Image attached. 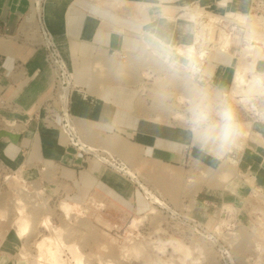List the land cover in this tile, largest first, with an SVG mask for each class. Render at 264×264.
I'll return each instance as SVG.
<instances>
[{"label":"rangeland","instance_id":"1","mask_svg":"<svg viewBox=\"0 0 264 264\" xmlns=\"http://www.w3.org/2000/svg\"><path fill=\"white\" fill-rule=\"evenodd\" d=\"M36 1L33 0L34 3ZM189 2L185 1L179 4V9H174L178 12L192 9L206 19L207 15L222 16L225 12L244 14L249 0L237 6L235 0ZM220 3L224 5L220 6ZM37 12V8H32L34 16ZM257 31L264 34L262 29ZM240 49L236 40L225 52L232 55V62H235ZM261 52L257 54L261 58L257 56V59H253L254 63L264 59ZM214 54H218L216 50L209 52L210 56ZM246 63L247 58H239L237 65ZM260 64L263 63L258 61L256 66L259 68ZM94 66L98 69L94 70L93 78L97 76L98 80H92L93 83L102 91L108 86L120 88L118 94L125 102L127 115L178 127L174 115L156 103L161 85L157 84L152 69L128 59L120 60V72L114 70L106 74L103 67L110 66V62L103 59L95 61ZM242 119L246 122L251 120L247 113H242ZM72 121V130L78 141L74 147L68 144L58 126L43 124L45 129L54 131L61 148L87 157L88 167L110 168L116 176L125 178L129 197L109 196L93 175L75 185L65 182L49 161L34 160L23 165L20 162L9 164L0 158V264H51L52 261L47 256L49 261L45 259V254L37 247L41 239L50 236L49 226L60 233L61 261L58 264H75L69 251L74 248L78 249L75 256L80 259V264H185L184 254L175 248L177 243L191 250L188 264H220L216 243L228 247L235 264H264V220L258 214L264 217V163L258 164L259 161H256L257 158H264L263 122L251 121L242 147L223 166L204 159L209 164L196 166L189 162L180 168L171 167L174 174L168 175L170 166L159 160L160 155L153 159L143 156L137 161L139 151L148 154L150 150L142 148L138 151L131 145H119L113 139L101 136L95 127H79ZM255 162L259 171L255 168ZM22 165L26 187L16 186L13 189L6 177ZM254 179L262 189L258 193L251 188ZM244 184L250 188L242 189L243 199L235 212L232 209L222 211L221 205L230 204L231 194ZM23 188L27 189L26 192ZM11 190H15L16 196L25 201L22 200V204L30 217L27 231L22 236L17 235L16 225L13 224L17 215L14 213L16 201L12 199ZM199 192H221L224 202L213 207L209 216L202 204L198 203ZM62 202L76 204L74 213L64 215L60 211ZM137 203L145 206L144 213H137ZM221 218L225 219H222L217 230ZM46 219L48 226L43 224ZM137 220L134 231H129L130 224ZM188 220L199 222L207 235L196 233Z\"/></svg>","mask_w":264,"mask_h":264},{"label":"crops","instance_id":"2","mask_svg":"<svg viewBox=\"0 0 264 264\" xmlns=\"http://www.w3.org/2000/svg\"><path fill=\"white\" fill-rule=\"evenodd\" d=\"M185 1L189 0H168L177 9ZM243 2L235 0L234 4ZM34 4L36 6L33 0H0V158L9 164L20 162L23 165L34 160L49 161L65 182L75 185L93 175L109 196L116 194L128 198L125 178L116 176L110 168L88 167L87 157L61 148L54 131L45 129L43 106L51 87V77L42 50L35 43L32 8H37V3ZM83 4L84 0H42L40 3L45 25L72 70L77 85L68 100L69 115L77 126L95 127L101 136L113 139L119 145H131L138 151L142 148L150 150L148 154L139 151L137 161L143 156L153 159L160 155L159 160L170 166L168 175H173L171 167L180 168L192 162L190 155L177 147L183 143L180 129L127 115L125 102L118 94L120 88L108 86L102 91L93 83L92 80H98L97 76L93 78L94 70L98 69L94 66L95 61L110 62V66L103 67L109 74L114 70L120 72V60L127 58H113V52L120 48L119 38L110 35L101 21L87 15ZM217 53L208 56L206 71L213 83L230 89L237 61L232 62L234 57L230 54ZM259 68L264 69V63ZM262 160L257 158L256 161L261 164ZM205 163L208 162L203 160ZM257 181L261 183L258 178ZM247 188L246 184L238 186L229 203L239 206L244 194L242 189ZM197 198L209 216L213 207L224 202L221 192H199ZM144 209L142 203H137L138 214L144 213Z\"/></svg>","mask_w":264,"mask_h":264},{"label":"clouds","instance_id":"3","mask_svg":"<svg viewBox=\"0 0 264 264\" xmlns=\"http://www.w3.org/2000/svg\"><path fill=\"white\" fill-rule=\"evenodd\" d=\"M83 11L119 38L114 59L125 56L152 69L161 85L156 103L174 115L183 135L177 147L194 165L210 159L223 166L242 147L251 121L264 122V69L252 56L261 34L250 15L231 18L247 63L244 83L225 89L206 71L212 27L201 13L178 12L168 0H84Z\"/></svg>","mask_w":264,"mask_h":264},{"label":"built area","instance_id":"4","mask_svg":"<svg viewBox=\"0 0 264 264\" xmlns=\"http://www.w3.org/2000/svg\"><path fill=\"white\" fill-rule=\"evenodd\" d=\"M33 5L36 6L34 2ZM244 14L250 15L252 18H257L260 22H264V0H249L248 9ZM234 16L235 12L230 14L225 12L213 22L214 31L209 46V52L215 51L218 47V45H216L218 35L223 34L229 39L237 36L235 26L231 22V18ZM206 20L208 22V18H206ZM33 24L36 46L42 50L44 63L51 77V87L43 106L45 111L44 123L58 126L65 135L68 144L74 147L78 144V141L72 130L73 121L68 112V97L73 90L77 88L73 72L63 59L53 36L48 31L42 10L37 12L34 16ZM262 163H264V158ZM222 206L223 205H221V210ZM227 206L235 212L236 206L233 204H227ZM258 214L264 220V217L260 213ZM232 216L234 220L235 215L233 214ZM260 217H257V219H261ZM188 223L193 225V229L196 233L207 235V231L204 230L196 220H188ZM216 247L217 252L219 253L220 264H235L227 246L221 243H216Z\"/></svg>","mask_w":264,"mask_h":264},{"label":"bare ground","instance_id":"5","mask_svg":"<svg viewBox=\"0 0 264 264\" xmlns=\"http://www.w3.org/2000/svg\"><path fill=\"white\" fill-rule=\"evenodd\" d=\"M36 3H37V10L38 11H40V2H39V0L38 1H36ZM34 13H35V11H34ZM200 13V12H199ZM230 13H232V12H227V14H230ZM236 14H240V13H236L235 12V15ZM203 15V14H202ZM207 18H208V23L211 25V27H212V36H213V31H214V25H213V22L216 20V19H218L219 18V16H213V15H207ZM253 20H254V22H255V24H256V27H257V30L258 29H262L263 31L262 32H264V22H260L257 18H253ZM236 40H238V37L237 36H235V37H233L232 39L230 38H226L223 34H221V35H218V37H217V43H216V45H218V47L216 48V51H218V52H221V53H225V54H227L225 51H226V48H228L230 45H231V43L232 44H234V42L236 41ZM253 47V49H254V51H253V53H252V56H253V59H257V54L260 52V51H263V52H261L262 53V55L264 56V34H262L261 33V35H258L257 36V38H256V40H255V43H254V45L252 46ZM259 57V56H258ZM239 58H242V59H245L246 57H244V56H242L241 55V49L237 52V57H236V61H238L237 62V64L239 63ZM259 58H261V57H259ZM258 61L260 62V63H264V59H258ZM236 64V65H237ZM244 65L245 64H243V65H237V66H235V69H234V72H233V76H232V79H231V87L235 84V83H237V81H239L241 84H243L244 83V77H243V72H242V69L244 68ZM108 67V66H107ZM175 118V117H174ZM159 119H160V117H159ZM161 120V119H160ZM264 123V122H263ZM262 141H264V139H262ZM24 167H23V165L22 166H20V167H18L14 172H13V174L12 175H9V176H7L6 177V179H7V181H8V183L10 184V186H13V189H15V187L16 186H19V187H22V186H24V187H26V185L24 184V180H23V176L25 175V173H24V169H23ZM27 184V183H26ZM255 186H257L256 185V181H255V179H254V182H253V186L251 185V188L253 187L254 188V190L253 191H255L256 193H258L259 191H262V189L259 187V186H257V187H255ZM10 189H11V187H10ZM12 189V190H13ZM17 189V188H16ZM12 190H11V193H12V199L14 200V201H16V206H14V213L17 215L16 217H15V219H14V221H13V224L14 225H16V228H17V235L18 236H22V235H24L25 233H26V231H27V223L29 222V215L25 212V205L24 204H22V200L21 199H19V197H17L16 195L17 194H15V193H17V192H15L14 193V191L12 192ZM23 190H25V192H26V190L27 189H24L23 188ZM10 193V192H9ZM10 193V194H11ZM20 194V193H19ZM18 194V195H19ZM24 201V200H23ZM25 202V201H24ZM76 208H77V205L76 204H69V203H66V202H62V203H60V211L64 214V215H66V216H68L69 214H73L74 213V211L76 210ZM224 209H229L228 208V206L227 205H223V207H222V211L224 210ZM223 214V213H222ZM223 218H221L219 221H218V224H217V226H216V229L218 230V228L220 227V224H222V222H223V220L225 219H223ZM134 220V219H133ZM138 221L139 220H137L136 221V223L133 221H131L132 223L130 224V226L128 227V230L129 231H134V227L137 225V223H138ZM43 224L45 225V226H48V219H46V220H44L43 221ZM49 229L51 230V233H50V236L48 237V236H46V237H44L43 239H41V243L39 244H37V247L42 251L41 253L45 256V259H49L50 260V262L52 261V263L51 264H55V263H60V243H59V238H58V236L60 237V233H59V231L56 229V228H54L53 226H49ZM164 245H166V244H164ZM133 247V246H132ZM136 247V246H135ZM134 247V248H135ZM175 248H178L177 250L180 252V251H182V253L184 254V258H186V260H185V264H188L187 262V259H189V256H190V254H191V250L188 248V247H186V246H184V245H181V244H178L177 243V245L175 246ZM38 249V250H39ZM133 250H136V249H133ZM138 250V249H137ZM69 251H70V253L72 254V258H73V260H74V262H75V264H80L81 262H80V259L78 258V257H76L75 255H77V252H78V249H76V248H74V249H69ZM40 252V251H39ZM134 252V251H133ZM40 256H42V255H40ZM39 256V257H40ZM46 256H47V258H46ZM79 260H78V259ZM47 259V260H48ZM44 260V259H43ZM48 260V261H49ZM38 261H41V260H39L38 259ZM189 262H190V260H189ZM63 263V262H62ZM49 264V263H48Z\"/></svg>","mask_w":264,"mask_h":264}]
</instances>
